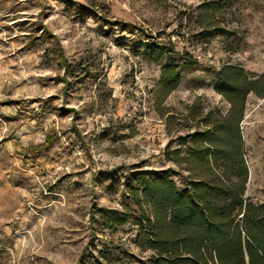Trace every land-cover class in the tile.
Masks as SVG:
<instances>
[{
  "label": "rangeland",
  "instance_id": "1",
  "mask_svg": "<svg viewBox=\"0 0 264 264\" xmlns=\"http://www.w3.org/2000/svg\"><path fill=\"white\" fill-rule=\"evenodd\" d=\"M168 66L180 85L161 102ZM227 66L264 76V0H0V264H147L139 178L183 186L182 138L230 111ZM241 133L246 196L264 203L255 93Z\"/></svg>",
  "mask_w": 264,
  "mask_h": 264
},
{
  "label": "trees",
  "instance_id": "2",
  "mask_svg": "<svg viewBox=\"0 0 264 264\" xmlns=\"http://www.w3.org/2000/svg\"><path fill=\"white\" fill-rule=\"evenodd\" d=\"M183 60L185 66L198 64L190 57ZM69 68L66 64V72ZM179 70L163 69L161 102L180 85ZM220 78L217 90L231 103L230 111L225 117L207 113L204 131L182 138L184 145L191 138L195 145L189 157L177 161L188 166L183 186L170 177L139 178L138 247L153 252L147 264H264V203L246 196L249 173L241 133L246 98L250 93L264 98V76L251 79L227 66ZM102 212L108 228L129 221L128 215Z\"/></svg>",
  "mask_w": 264,
  "mask_h": 264
}]
</instances>
